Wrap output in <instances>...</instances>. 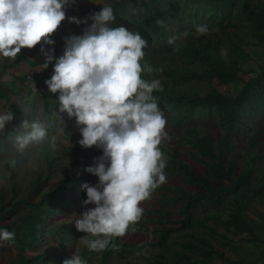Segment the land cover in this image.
<instances>
[{"label":"trees","instance_id":"obj_1","mask_svg":"<svg viewBox=\"0 0 264 264\" xmlns=\"http://www.w3.org/2000/svg\"><path fill=\"white\" fill-rule=\"evenodd\" d=\"M112 1L116 19L110 26L123 25L147 39L149 45L144 49L145 57L141 63L150 65L153 72H144L141 78L161 80L163 91L153 93L158 107L162 112H168L175 132L180 129L183 133L182 140L188 145L189 155L206 171L203 174L178 159L174 152L169 153L165 173L181 175L188 185L200 189L187 192L174 186L158 187L155 191L161 193L167 205V208L164 205L156 207L154 215L159 226L152 229L141 221L135 225L155 234L156 240L130 244L123 237L114 238L113 242L120 245V250L101 252L100 264H109L115 256L142 253L148 247H167L171 236L185 238L184 241H175L179 247L175 248L171 258L161 252L147 256L146 264H217L211 261L214 255L222 258L224 264H245L241 259L232 260L215 251L207 239L194 232V226L196 218H200L197 214H205L206 218L197 223L213 234L217 231L210 221L221 225L225 234L219 235L225 240L222 242L224 246L233 245V241L227 236L232 233L249 235L241 238V242H260L244 215L249 209L251 198L264 197V180L257 177V165L260 161L258 148L263 145L264 131L256 129L255 120H249V124L245 125V119H249V111L256 115L264 112V71L260 76L246 80L235 95L220 92L215 80L227 85L239 82L244 63L251 56L244 46L252 42L247 37L254 39L255 45L262 46L264 43V0ZM157 20H161L162 25H158ZM184 21L186 25L183 24ZM175 23L177 28L173 27ZM202 24L212 29L219 27L225 36L212 40L191 30ZM233 26L239 32L228 30ZM184 32L188 35L177 41L176 50V46L168 43L169 37L179 36ZM225 46H229L226 53L223 51ZM20 59L32 65L37 64L26 52ZM193 80L207 84L204 95L185 88V85L195 83ZM212 116L218 118L222 129V134L217 139H213L209 132L201 130L195 124L197 119ZM241 129L248 134L249 148L254 153L247 166L234 175L238 161V154L235 153L236 137ZM45 159L49 163V173L46 176L39 175L37 186L27 198L17 200L3 210V198L0 196V228L15 233L14 242L17 246L16 257L8 264H43L46 257L44 253L30 257H26L24 253L43 242L49 218L58 207L67 202L64 196H60V192L79 191L77 183L71 189L68 188L71 180L68 177L64 184L40 199L41 189L51 181L54 169L49 153L45 154ZM21 204L30 207L25 208L31 212L30 215L20 212V208L18 210ZM172 208H176V211L171 210ZM219 208L226 210L224 218L215 212ZM11 214H17V217L2 223L3 218ZM174 214L183 218L166 226L163 216Z\"/></svg>","mask_w":264,"mask_h":264},{"label":"clouds","instance_id":"obj_2","mask_svg":"<svg viewBox=\"0 0 264 264\" xmlns=\"http://www.w3.org/2000/svg\"><path fill=\"white\" fill-rule=\"evenodd\" d=\"M76 0H0V56L15 60L22 48L41 45L45 57L42 70L53 65V74L44 81L50 93L56 95V111L68 119L75 118L84 149L96 147L102 155L84 169L98 178V183H84L86 199L82 215L75 228L84 233L80 241L91 252L119 251L114 238L136 231L144 209L142 202L167 182L166 160L159 148L166 136V119L158 107L155 91H163L159 79L145 80L144 72L152 73L143 64L147 41L139 32L125 26L111 27L116 16L111 5L83 19L67 17L70 23L87 27L80 35L64 37L63 55L56 58L50 37L66 19V9ZM89 21L91 23L89 24ZM162 25L161 20H157ZM206 24L197 25L196 32H209ZM169 37L176 46L181 37ZM58 94V95H57ZM25 118L8 134L11 141L8 169L0 168V183L15 171L18 159L30 147L40 151L47 145L58 150L57 136H49L48 128L38 119H29V108L21 109ZM14 119L10 109L0 110V134ZM63 131V130H61ZM70 136L69 133L64 132ZM15 233L0 228V241L13 243ZM62 264H87L73 254Z\"/></svg>","mask_w":264,"mask_h":264},{"label":"rangeland","instance_id":"obj_3","mask_svg":"<svg viewBox=\"0 0 264 264\" xmlns=\"http://www.w3.org/2000/svg\"><path fill=\"white\" fill-rule=\"evenodd\" d=\"M113 6L112 0H76L75 4H70L66 9V19L61 23L56 32L50 37L55 41L54 45H45V48H54V56L56 58L63 55L65 43L64 37L71 35H80L83 33L87 25L84 24H74L70 23L67 17L76 16L83 19L86 15L93 12H99L102 10L103 6ZM91 21H89V24ZM237 24V21H234ZM184 25L185 21L183 22ZM174 28L178 25L175 23ZM209 32L206 37L212 40L218 39L219 36H225V34L220 30L219 27L216 29L209 28ZM192 31L196 32V28H192ZM229 31L239 32V29L235 26L229 27ZM183 37H181L182 39ZM251 40V43L244 44L245 48L250 51L251 56L244 63L243 71L241 72V80L235 84L227 85L219 80H215V85L218 90L223 94L235 95L239 93L241 88L244 86V82L253 77H258L264 71V43L262 46L255 45L254 39L247 37ZM147 41V39H145ZM180 41V39H179ZM149 45V43H147ZM41 45L38 44L35 48L24 49L26 53L32 57H38L45 62V57L40 52ZM229 50V46H225L223 51L226 53ZM25 51H22L23 53ZM38 62V60H35ZM43 62V63H44ZM53 65L49 64L47 69H43L39 73V78L36 76L38 74L27 73L24 76L25 83L22 84L24 88H18V86L12 83V86L8 89L18 90L12 95L5 97V108L10 109L14 114V119L11 121L9 127H6L9 134L12 132L14 127L19 126L22 119L25 118L22 108L28 107V117L29 119H38L46 125L48 128L49 136L56 135L58 142V150L52 152L51 149L45 145L44 150L40 151L35 147H30L23 157L19 158V163L15 171H11V176L6 179L5 182L0 183V196L3 198L2 203L4 206L2 209H8L13 203L22 198H27L31 193L33 188H35L40 179L39 175L46 176L49 173V163L46 162L45 154L49 153V158L54 162V169L51 176V181L43 186L40 193V199L42 196L52 193L60 185L66 182L69 177L68 188L71 189L74 183L79 186V191L76 193H71L70 191H61L60 196H64L67 200L58 209L55 210L54 214L51 215L47 224V231L43 235V242L39 244L38 247L32 248V250L26 251L24 255L26 257L33 256L34 254L44 253L46 255L43 264H62L65 259H70L75 253L80 255L87 264H100L101 252H91L88 248L80 241V237L84 233L78 232L75 228V220L78 216L82 215L85 207H94V205L83 204L86 199V193L82 188L84 183H91L93 185L98 183V178L87 173L84 169L95 163L97 157L102 155L100 149H84L82 148L78 141L82 138L79 129L76 127L75 118L68 119L66 114L63 116V122L61 120L60 114L56 111V95L49 92L44 81L50 79L53 74ZM189 83L185 85L186 89H193L202 95L206 93L207 84L203 82ZM9 85V84H8ZM7 87H5L6 89ZM58 95V94H57ZM8 102V103H7ZM56 105V107H54ZM163 115L166 119L165 132L166 136L162 139L160 144V150L163 153V158L168 161L170 159V154L174 152L178 159H181L188 165H192L197 169V171L205 174V169L202 168L200 163L194 161L188 153V145L184 140H182L183 133L180 129L175 130L170 124V117L167 111H163ZM249 120H255L256 129L258 131H264V112L259 114H253L249 111V119H245V125L249 124ZM196 126L201 130L209 132L213 139H217L222 134V129L219 126L217 117H202L197 119L195 122ZM63 130V131H61ZM64 132L69 133L70 136L64 134ZM0 150L11 148V141L9 138L1 139ZM263 145L258 148V153L260 155V161L257 165V177L264 180V138L262 141ZM236 149L235 153L238 154L237 168L234 171V175L243 170L251 156L253 155L252 150L249 148V138L245 130L241 129L237 133L236 137ZM8 150V149H7ZM2 158L0 153V168L8 169V165L5 162L9 159L8 152ZM8 156V158H7ZM7 160H4L6 159ZM228 168V167H227ZM167 182L163 184L166 187L174 186L186 190L187 192L200 189L199 187H194L188 185L181 175L166 174ZM257 180V179H256ZM172 195V193H170ZM53 200L54 197H51ZM1 201V200H0ZM14 201V202H13ZM249 209L245 212L244 219L248 222L250 227L253 229L254 233L260 238L259 247H264V197L251 198L249 200ZM55 203V201H54ZM167 208L166 202L163 201L161 193L159 191H154L151 198L147 201L142 202L141 207L144 209L141 222H144L149 228H156L159 226L158 222L155 220L154 213L156 212V207L163 206ZM1 206V202H0ZM27 208H30L26 206ZM25 204L18 206L20 212H25L26 215H30L31 212L26 210ZM175 210L176 208H172ZM214 211V210H213ZM220 217H225L224 208H219L215 210ZM17 217V214L7 215L3 218L4 221H11ZM194 226V232L203 236L208 242L215 248V251L223 253L225 257L241 259L243 262L246 260L255 261V257L252 255H246L245 247L246 244L242 243L240 240L244 237H249L248 234H228L227 236L233 241V245L224 246L222 242H225L219 235L225 234L224 228L215 223L213 220L210 221L216 228L217 233L213 234L204 228L199 226L200 221H203L206 217L205 214H197ZM183 216L179 214H174L172 216H163L162 220L166 221V226L172 225L174 220H180ZM136 231H129L123 239L130 244H143L147 241L156 240V235L149 233L146 230H141L135 227ZM184 241L185 238L171 236L168 241L167 247H148V250L142 253H135L134 255L127 254L125 256H115L113 257L109 264H146L147 256L163 253L169 259L175 251L176 247H179L175 241ZM254 243V242H252ZM255 246V245H252ZM17 246L16 242L8 244L7 242L0 241V264H8L14 257H16ZM253 255H257L253 251ZM259 257V255H258ZM250 259V260H249ZM211 261L217 264H224L225 261L222 258L214 255Z\"/></svg>","mask_w":264,"mask_h":264},{"label":"crops","instance_id":"obj_4","mask_svg":"<svg viewBox=\"0 0 264 264\" xmlns=\"http://www.w3.org/2000/svg\"><path fill=\"white\" fill-rule=\"evenodd\" d=\"M24 49L27 50L28 48H22L20 54H18L15 60L0 56V110H3L5 108V97H7L8 95H12L14 92H18V90L8 89L9 87L12 86V83L16 84L18 88H24L22 84L25 83L24 76L27 73H32L33 71H35L34 74H38L36 77L39 78V73L42 71L41 65L43 64L44 61H42L38 57L34 58L29 55V57H31L33 60H38L36 65H32L26 60L20 59V56L23 54L22 51H25ZM30 50L31 49H29L28 51ZM5 87L7 88L5 89ZM10 124H11V121L6 124V127H9ZM8 134H9V131L5 129L4 134H0V140L4 139V142H5L6 139L8 138ZM1 142L2 141H0V143ZM7 149L0 150V153L2 154L1 155L2 158H4V156L6 155L5 153L7 152L9 153L8 156L10 155L11 148H7ZM7 158L4 160H7ZM18 163H19V159H18ZM5 164L7 163L5 162ZM242 243L246 244V247H245V251L247 252L246 255L248 254V255H252L253 257H255V261H252L249 259L250 261L246 260L245 264H264V247L261 248L257 244L252 243V242H242ZM252 245H255V246H252ZM252 247H253V251H255L257 255H253ZM231 259L237 260L235 258H231Z\"/></svg>","mask_w":264,"mask_h":264}]
</instances>
